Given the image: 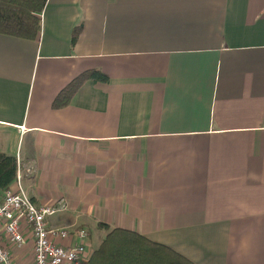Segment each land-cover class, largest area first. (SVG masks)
<instances>
[{
  "label": "crops",
  "instance_id": "obj_1",
  "mask_svg": "<svg viewBox=\"0 0 264 264\" xmlns=\"http://www.w3.org/2000/svg\"><path fill=\"white\" fill-rule=\"evenodd\" d=\"M90 69L109 82L54 108ZM0 152L32 201L67 202L49 226L92 245L106 224L264 264V0H49L38 41L0 34Z\"/></svg>",
  "mask_w": 264,
  "mask_h": 264
},
{
  "label": "trees",
  "instance_id": "obj_2",
  "mask_svg": "<svg viewBox=\"0 0 264 264\" xmlns=\"http://www.w3.org/2000/svg\"><path fill=\"white\" fill-rule=\"evenodd\" d=\"M49 0H0V34L38 41L43 31V14ZM83 22L72 33L75 46L83 32ZM109 76L100 69H90L77 76L54 99L53 107L69 105L77 91L87 82L108 83ZM18 159L0 152V191L9 189L17 180ZM105 226L108 234L92 254L89 264H196L181 253L144 235Z\"/></svg>",
  "mask_w": 264,
  "mask_h": 264
},
{
  "label": "built area",
  "instance_id": "obj_3",
  "mask_svg": "<svg viewBox=\"0 0 264 264\" xmlns=\"http://www.w3.org/2000/svg\"><path fill=\"white\" fill-rule=\"evenodd\" d=\"M20 180L19 170L18 190L10 187L0 202V264H89L93 254L89 231L51 227L47 222L67 209V202L38 204L24 193Z\"/></svg>",
  "mask_w": 264,
  "mask_h": 264
},
{
  "label": "rangeland",
  "instance_id": "obj_4",
  "mask_svg": "<svg viewBox=\"0 0 264 264\" xmlns=\"http://www.w3.org/2000/svg\"><path fill=\"white\" fill-rule=\"evenodd\" d=\"M73 228L76 229V228H82V227L74 226ZM102 239H103L102 236L98 232H96V231L93 232V234H92V241L94 244V245H92V249H93L92 251L93 252L96 248H98L100 246ZM91 244H92V242H91Z\"/></svg>",
  "mask_w": 264,
  "mask_h": 264
}]
</instances>
